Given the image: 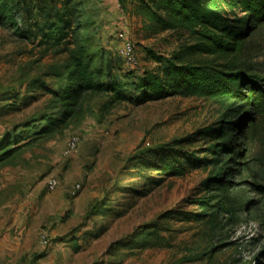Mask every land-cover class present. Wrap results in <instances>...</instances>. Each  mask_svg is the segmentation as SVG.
<instances>
[{"label":"rangeland","instance_id":"374dc122","mask_svg":"<svg viewBox=\"0 0 264 264\" xmlns=\"http://www.w3.org/2000/svg\"><path fill=\"white\" fill-rule=\"evenodd\" d=\"M133 2L71 0V24L54 37L45 32L63 0H0V236L12 239L0 262L264 264V113L235 157L244 162L222 155L182 174L158 169L161 146L213 156L209 130L222 107L199 95L120 97L156 65L151 49L169 54L185 38L148 35ZM121 29L136 63L118 53ZM251 41L247 55L264 73V26ZM75 56L103 86L77 85ZM229 165L228 192L244 204L209 215L206 181Z\"/></svg>","mask_w":264,"mask_h":264},{"label":"trees","instance_id":"16d2710c","mask_svg":"<svg viewBox=\"0 0 264 264\" xmlns=\"http://www.w3.org/2000/svg\"><path fill=\"white\" fill-rule=\"evenodd\" d=\"M70 1L63 0V10L47 35L57 37L71 24ZM131 9L143 18L148 35L169 30L185 38L169 54L151 49L156 65L143 70L131 96L120 93V97L140 103L171 94L199 95L222 107V119L209 130L213 156L182 146H161L156 152L161 162L156 167L163 173L182 174L191 167L218 165L222 155L232 164L244 162L235 157L244 156L242 144L264 113V73L247 55L254 34L264 26V0H134ZM74 65L81 89L103 86L92 80L86 60L75 56ZM232 168L229 165L206 181L215 191L214 201L202 200L209 215L232 213L244 204L228 192L231 181L224 174Z\"/></svg>","mask_w":264,"mask_h":264},{"label":"built area","instance_id":"2783aa9c","mask_svg":"<svg viewBox=\"0 0 264 264\" xmlns=\"http://www.w3.org/2000/svg\"><path fill=\"white\" fill-rule=\"evenodd\" d=\"M119 43L117 46V50L119 55L130 64L136 63V55L134 52V43L132 39L128 36V32L126 30H119L117 33ZM78 141L77 136H72L68 142L66 151H71L75 148ZM58 184V179L55 176H50L47 178V186L48 188L52 189Z\"/></svg>","mask_w":264,"mask_h":264},{"label":"crops","instance_id":"0c3cea01","mask_svg":"<svg viewBox=\"0 0 264 264\" xmlns=\"http://www.w3.org/2000/svg\"><path fill=\"white\" fill-rule=\"evenodd\" d=\"M17 239H19V238H17ZM11 241H12V239L6 234L0 236V244H1V247H3V248L10 246L11 245ZM19 242L20 241L15 240V243H19Z\"/></svg>","mask_w":264,"mask_h":264},{"label":"water","instance_id":"95a60500","mask_svg":"<svg viewBox=\"0 0 264 264\" xmlns=\"http://www.w3.org/2000/svg\"><path fill=\"white\" fill-rule=\"evenodd\" d=\"M0 264H6V263H1V262H0Z\"/></svg>","mask_w":264,"mask_h":264}]
</instances>
